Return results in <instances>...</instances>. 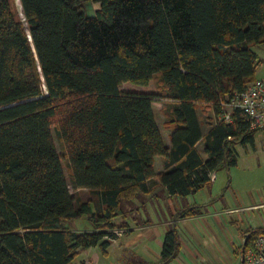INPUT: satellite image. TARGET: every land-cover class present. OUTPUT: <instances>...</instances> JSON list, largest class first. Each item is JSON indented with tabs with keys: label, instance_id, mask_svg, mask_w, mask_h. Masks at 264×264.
<instances>
[{
	"label": "trees",
	"instance_id": "obj_1",
	"mask_svg": "<svg viewBox=\"0 0 264 264\" xmlns=\"http://www.w3.org/2000/svg\"><path fill=\"white\" fill-rule=\"evenodd\" d=\"M87 2L97 4L93 13ZM18 3L19 13L0 0V264H69L80 248L104 249L149 179L187 196L236 164L237 144L253 146L264 132L239 109L224 120L225 103L257 77L264 0ZM158 73L160 88L140 90ZM161 99L170 100L169 145L153 108ZM199 107L212 109L205 134ZM158 155L164 170L155 174ZM198 212L190 205L176 216ZM82 216L93 229L69 227ZM260 233L249 231L241 253ZM178 242L174 227L165 232L160 262Z\"/></svg>",
	"mask_w": 264,
	"mask_h": 264
},
{
	"label": "crops",
	"instance_id": "obj_2",
	"mask_svg": "<svg viewBox=\"0 0 264 264\" xmlns=\"http://www.w3.org/2000/svg\"><path fill=\"white\" fill-rule=\"evenodd\" d=\"M199 108L197 115L205 134L212 123V109L203 107L202 122ZM168 135L169 131L166 145ZM196 146L202 152L201 140ZM164 161L163 156L154 157L155 174L164 170ZM239 166L237 153V162L230 167ZM230 167L220 166L211 174L209 183L187 196L170 195L158 178L152 177L148 180L149 193L133 198L125 216L117 219L125 223L124 232L108 239L104 249L98 244L80 248L69 264H240L249 231L264 228V172L255 182L249 173L244 174V180L234 182ZM190 205H198L199 212L176 216ZM69 227L93 229L87 216L70 220ZM172 227L179 240L176 254L160 262L163 236Z\"/></svg>",
	"mask_w": 264,
	"mask_h": 264
},
{
	"label": "rangeland",
	"instance_id": "obj_3",
	"mask_svg": "<svg viewBox=\"0 0 264 264\" xmlns=\"http://www.w3.org/2000/svg\"><path fill=\"white\" fill-rule=\"evenodd\" d=\"M13 6L16 9V11L19 13L20 6L18 3V0H12ZM97 6L96 3H86V8L89 13H93L94 8ZM258 54V65L256 68L255 75L257 77L264 75V43H259L253 46ZM160 74L158 73L154 81H152L149 86H138L135 84H132L130 82H127L123 85L124 88L129 89L133 88L132 86L136 87L138 86L140 90H155V88H160ZM154 106V113H155V119L158 124V126L161 128V132L164 136V140L166 134H168L169 127H167V121L169 119V110H170V100L169 99H161L157 100L153 103ZM200 117L203 122V107L199 108ZM202 115V116H201ZM53 130V137H54V143L56 146V149L61 157V163L63 170L66 174V179L68 181V186L70 190H73L72 185L70 183V169H69V163H68V154L67 150L63 144V142L57 137L56 132L54 131V127H52ZM169 141V140H168ZM198 148L201 150V144H198ZM236 151L239 154L240 157V166L237 168H231L230 171H232V178L233 181H240L244 180V174L249 173L250 180L253 179V182H255L257 179L259 173L264 172V132H258L255 135L254 139V145L251 146L250 144H247L246 146H243L241 144L236 145ZM249 155V156H247ZM230 175V173H229ZM243 183V182H242ZM81 196L84 198L86 197L87 191L81 190L80 191Z\"/></svg>",
	"mask_w": 264,
	"mask_h": 264
},
{
	"label": "built area",
	"instance_id": "obj_4",
	"mask_svg": "<svg viewBox=\"0 0 264 264\" xmlns=\"http://www.w3.org/2000/svg\"><path fill=\"white\" fill-rule=\"evenodd\" d=\"M224 106L227 110L224 120H230L231 109H239L248 120L250 128L264 126V75L256 77L245 88L234 93ZM112 232L114 239L124 232V228L115 227ZM240 264H264V233L258 234L252 247L242 253Z\"/></svg>",
	"mask_w": 264,
	"mask_h": 264
}]
</instances>
